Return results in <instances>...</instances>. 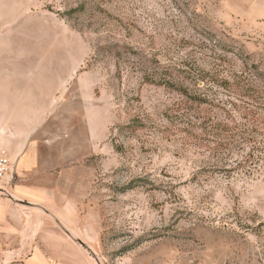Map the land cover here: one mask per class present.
Listing matches in <instances>:
<instances>
[{"label": "rangeland", "instance_id": "1", "mask_svg": "<svg viewBox=\"0 0 264 264\" xmlns=\"http://www.w3.org/2000/svg\"><path fill=\"white\" fill-rule=\"evenodd\" d=\"M3 77L0 264H264V0H0Z\"/></svg>", "mask_w": 264, "mask_h": 264}, {"label": "crops", "instance_id": "2", "mask_svg": "<svg viewBox=\"0 0 264 264\" xmlns=\"http://www.w3.org/2000/svg\"><path fill=\"white\" fill-rule=\"evenodd\" d=\"M76 68L77 66L72 70L69 77H72V74L74 73ZM11 84L12 83L8 84V81L4 77L1 78L0 80V132L2 133L4 147L8 150L10 154H12L13 152L11 150L13 147L14 148L16 147L18 149L17 145L19 144V140H20V138L17 135L20 131L17 133L16 130L18 128H15L14 126L24 125L23 120L25 116L29 115V110H33L34 108H35L34 110H38L36 109L38 105L37 106L28 105L24 107L23 105L17 103L14 107L13 99H12V89L10 88ZM52 99L53 101L51 102V104L45 107L44 109L54 106V103L57 102L56 100L57 97L54 98L52 97ZM8 109H10L11 111H8ZM15 109L22 110L21 114L18 115L17 118H16V114H14ZM13 129L16 131V133L14 134L12 133ZM11 211L12 210H9V208L7 207L6 208L0 207V222L6 220L8 216L12 214ZM24 249L25 248L22 247L20 250L16 252L15 251L8 252L7 254L11 255L12 253L13 257H22ZM0 252H1V248H0ZM42 254L43 253L40 246L37 245L36 247L33 248V251L29 256L23 258V261L25 262V264H46L45 258Z\"/></svg>", "mask_w": 264, "mask_h": 264}, {"label": "built area", "instance_id": "3", "mask_svg": "<svg viewBox=\"0 0 264 264\" xmlns=\"http://www.w3.org/2000/svg\"><path fill=\"white\" fill-rule=\"evenodd\" d=\"M14 162L8 150L4 147L0 132V194L5 193V187L13 176Z\"/></svg>", "mask_w": 264, "mask_h": 264}, {"label": "water", "instance_id": "4", "mask_svg": "<svg viewBox=\"0 0 264 264\" xmlns=\"http://www.w3.org/2000/svg\"><path fill=\"white\" fill-rule=\"evenodd\" d=\"M27 205V204H26Z\"/></svg>", "mask_w": 264, "mask_h": 264}]
</instances>
